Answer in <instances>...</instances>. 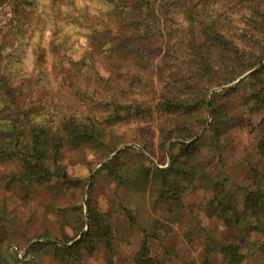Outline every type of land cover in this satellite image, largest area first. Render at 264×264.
Wrapping results in <instances>:
<instances>
[{"label": "trees", "instance_id": "1", "mask_svg": "<svg viewBox=\"0 0 264 264\" xmlns=\"http://www.w3.org/2000/svg\"><path fill=\"white\" fill-rule=\"evenodd\" d=\"M144 10L145 16L153 19V11L143 0H0V14L3 13L0 23V166H13L0 177L4 189L15 187L27 196L31 186L57 179L62 190L81 193V180L70 177L63 164V150L67 144H101L100 132L92 118H79L75 109L52 103L44 93L29 98L25 90L16 89V83L30 76L28 54L40 57L50 39L56 55L58 52L73 55L78 50L77 43L82 41L86 48L80 66L106 61L115 74L121 76L129 62L138 66L147 62L149 49L143 43L138 20ZM170 11L182 19L186 35L183 57L179 61L182 74L162 87L156 108L170 116L204 113L206 118L198 122V129L205 130L211 145L218 148L222 133L232 121L223 112L218 97L234 88L209 96L207 92L243 76L240 82L251 87L254 101L251 109L263 110L255 126L253 142L257 154L264 156V0H182ZM108 22H113L124 34L105 33ZM68 89L78 100H87V95L75 86L69 85ZM103 111V123L107 126L142 118L145 113L140 104L132 102H117L111 108L105 104ZM194 137L191 127L175 124L167 132L165 142L171 139L189 142L182 145L168 167L137 165L135 169L136 190L142 191L152 183L155 202L173 224L179 222L184 208L187 188L183 183L189 166L199 157L196 140L191 141ZM125 151L117 152L104 165L109 179L116 182L115 187L122 186L128 176L127 171L122 170L121 157ZM223 192L224 183L215 184L208 206L217 204L220 215L233 220L236 226L248 224V232L261 235V240L253 245L264 250L263 194L258 190H243V206L238 208L219 204ZM89 196L85 200L86 230L81 232L82 226L73 237L64 236L59 242L45 237V241L34 244L38 251L49 246L55 255L59 254L61 264H77L81 255L92 256L102 247L105 264H114L115 237L110 218L97 211ZM119 209L128 225L139 229L133 214L121 205ZM173 224L158 222L150 231L140 230V245L124 264H163L151 255V247L173 232ZM78 234L79 238L73 241ZM184 235L192 244V229H187ZM166 249L171 256H177L174 245ZM218 253L221 264H241L244 259L236 236L221 244ZM183 264L195 262L190 260Z\"/></svg>", "mask_w": 264, "mask_h": 264}, {"label": "rangeland", "instance_id": "2", "mask_svg": "<svg viewBox=\"0 0 264 264\" xmlns=\"http://www.w3.org/2000/svg\"><path fill=\"white\" fill-rule=\"evenodd\" d=\"M143 1L154 15L149 20L144 10L138 16L143 43L149 49L143 66L129 62L121 76H117L106 61L82 67L79 63L86 48L82 41L77 43L78 50L73 55L59 52L56 55L50 39L40 57L28 54L30 76L16 83V89L25 90L29 98L44 93L52 103L75 109L79 118H92L100 132L101 144H67L63 150V164L70 177L81 180V193L62 190L60 181L54 179L31 186L24 196L15 187L4 189L0 181V264H61L59 254L55 255L51 247L38 251L34 244L45 241V237L51 242H59L64 236L71 238L82 226L81 232H84L87 195L97 211L110 218L115 237L114 264H124L140 245V230L150 231L158 222L173 224L155 202L152 183L137 191L133 181L137 165L164 169L178 155L182 145L189 142L174 139L165 142L167 132L175 124L194 130L195 137L191 141L196 140L199 157L189 166L183 183L187 193L179 222L173 224V232L152 244L151 255L163 264H183L190 260L195 264H221L219 247L236 236L244 255L241 264H264V250L253 245L261 240V235L248 232L246 223L236 226L233 220L220 215L217 204H207L213 186L218 183H224V192L218 200L223 206L242 208L245 189L258 190L264 196V156L257 154L253 142L255 126L263 110L251 109L254 102L251 87L240 82L243 76L228 85L210 89L207 96L234 88L218 97L223 112L232 119L220 137L218 148L211 145L205 130L198 129V122L206 118L204 113L170 116L159 111L156 103L160 90L182 74L179 61L183 57L186 35L182 19L170 11L182 0ZM105 33L122 35L124 31L108 22ZM69 85L85 93L87 100L75 98ZM117 102L140 104L145 109L144 116L105 125L103 106L107 104L111 108ZM124 150L122 170L127 171L128 176L122 186L115 187L116 182L109 179L104 165ZM12 169L11 165L0 166V177ZM119 205L133 214L139 229L128 225ZM187 229H192V244L184 235ZM171 245L177 250L176 257L167 252L166 247ZM77 264H105L104 249L98 248L92 256L81 255Z\"/></svg>", "mask_w": 264, "mask_h": 264}]
</instances>
